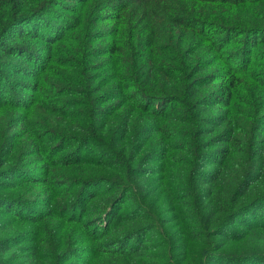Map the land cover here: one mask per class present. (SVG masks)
I'll list each match as a JSON object with an SVG mask.
<instances>
[{
    "label": "trees",
    "instance_id": "obj_1",
    "mask_svg": "<svg viewBox=\"0 0 264 264\" xmlns=\"http://www.w3.org/2000/svg\"><path fill=\"white\" fill-rule=\"evenodd\" d=\"M0 264H264V0H0Z\"/></svg>",
    "mask_w": 264,
    "mask_h": 264
},
{
    "label": "rangeland",
    "instance_id": "obj_2",
    "mask_svg": "<svg viewBox=\"0 0 264 264\" xmlns=\"http://www.w3.org/2000/svg\"><path fill=\"white\" fill-rule=\"evenodd\" d=\"M236 229H238V227L235 226Z\"/></svg>",
    "mask_w": 264,
    "mask_h": 264
}]
</instances>
